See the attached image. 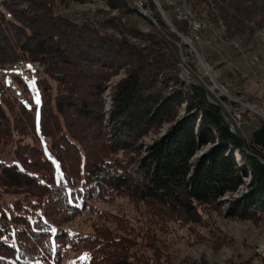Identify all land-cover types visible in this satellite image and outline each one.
I'll return each instance as SVG.
<instances>
[{"label": "trees", "instance_id": "trees-1", "mask_svg": "<svg viewBox=\"0 0 264 264\" xmlns=\"http://www.w3.org/2000/svg\"><path fill=\"white\" fill-rule=\"evenodd\" d=\"M69 1L0 4V67L17 61L44 66V76L35 79L38 105L14 95L0 79V144L14 148V159L0 162V190L22 196L8 207L0 204V264H161L134 254L130 238L107 228L88 234L65 229L84 209L101 215L94 204L119 195L182 221L200 223L224 203L228 217L264 221V119L248 139L232 131L206 87L184 81L168 61L176 57L168 49L178 51L176 44L135 25L127 33L119 29L118 39L95 20L76 21L57 10V3ZM107 2L125 14L137 13L125 0ZM189 2L201 18L189 19L192 38L195 20L208 29L223 27L227 39L253 36L264 27V0ZM144 5L163 29L155 2ZM169 17L188 35L186 20ZM141 18L147 17L138 8ZM107 21L116 25L113 18ZM169 34L186 49L176 33ZM123 68L128 75L115 87L107 110L106 82ZM15 80L28 94L22 76ZM166 122V132L143 150L141 138ZM26 137L34 143H25ZM246 176L251 177L246 192L222 201L246 184ZM120 228L130 233L126 225ZM69 249L85 250L86 258L65 262Z\"/></svg>", "mask_w": 264, "mask_h": 264}, {"label": "rangeland", "instance_id": "rangeland-1", "mask_svg": "<svg viewBox=\"0 0 264 264\" xmlns=\"http://www.w3.org/2000/svg\"><path fill=\"white\" fill-rule=\"evenodd\" d=\"M137 1L142 2V10H139L144 17H147L146 19L138 20ZM125 2L127 8L137 13L125 14L122 10H115L109 6L107 0H83L81 2L71 0L57 3L56 7L59 12L76 21L95 20V23L101 26L102 31L118 39H121L123 35L119 29L126 31L132 25L143 31L160 33L162 39L169 44L171 42L176 44L179 49L175 51L169 46L168 49L176 57L174 55V58L171 59L166 57L178 68L177 72L182 79L187 83L196 82L206 87L212 100L221 105L226 119L233 123L236 131L243 134L246 139L250 138L258 126L259 119H264L261 113L245 104L254 105L256 109L264 112V45L258 34L260 27L256 29L253 36L245 33L227 39L223 27L210 25L207 31L197 33L198 37L192 38L190 37L189 19L201 18L190 11L192 5L189 0H171V2L162 0L163 3L171 6L170 12L164 11V14L157 6L166 23V26H163L166 33L162 28L159 29V24L154 19L151 10L144 5L145 0H125ZM178 8L183 10L182 18L177 16ZM164 15L173 26L166 21ZM170 15H174L178 20L187 21L188 35H184L178 30L171 21ZM111 18L115 19L116 25L108 24L107 20ZM168 32L176 33L187 44L186 49ZM184 37L191 40L189 43L197 50L200 57L192 52V47ZM131 38L132 42L138 43V37ZM166 50L165 45L164 51ZM170 51L168 52L170 53ZM200 58L209 68L211 76ZM15 63H5L3 67H0L2 69L11 66L8 70L12 72L9 78L0 75V79L9 84L14 95L21 96L23 100L26 97L32 99L38 105L40 94L35 78L41 73L44 76V66L36 67L34 78L33 70L29 72L25 69L27 73L20 74L28 84L29 92L26 94L24 88L15 80V76L18 75L13 73L16 71L13 66ZM127 75V68H123L106 82L103 97L107 110L110 107L115 87ZM58 76H63V74L59 73ZM205 77H207V81H205ZM213 80L217 82L219 88L216 87ZM51 83L55 88L56 81L51 80ZM183 112L184 110L181 109V113ZM169 125L170 123L166 122L157 132L150 131L142 137L140 144H142L143 150L156 137L163 135ZM24 142L32 144L34 140L26 137ZM47 145L48 140L43 139L42 146L46 151ZM13 153L12 144H0L1 163L13 160ZM261 161L264 163V158H261ZM244 179L246 184L241 185L236 192L226 194L221 200L227 201L232 196L240 197L245 193L251 177L246 176ZM19 198L22 196L9 195L0 190V204L5 207L10 206L13 200ZM94 205L102 213L101 215L96 216L89 208L84 209L81 215L65 229L70 232L88 234L107 228L112 231L113 235L130 238L131 251L134 254L142 255V258L158 261L161 264H264V221L228 217L225 211L227 203H224L220 210L213 211L210 217L205 216L200 223L155 214L146 205L139 204L126 195L98 201ZM123 224L128 227L130 233L120 228ZM85 255V250L73 251L69 249L65 262Z\"/></svg>", "mask_w": 264, "mask_h": 264}, {"label": "bare ground", "instance_id": "bare-ground-1", "mask_svg": "<svg viewBox=\"0 0 264 264\" xmlns=\"http://www.w3.org/2000/svg\"><path fill=\"white\" fill-rule=\"evenodd\" d=\"M4 1H10V0H0V4L1 3H3ZM138 2V1H137ZM168 2H171V0H168ZM142 2H138V8L139 9H141L142 10ZM178 12H177V16L179 17V18H182V15H183V10H181V9H179L178 8V10H177ZM198 22H200V23H202V24H198ZM192 34H196V32L198 33V31H207L208 30V25H207V23H205V22H203V21H201V20H195V21H193L192 22ZM258 34H259V36H260V39H261V41H262V44L264 45V27H261L260 29H258ZM193 36V35H192ZM198 37V36H197ZM26 70H28L29 72H30V70H33V69H26ZM25 73H27V72H25ZM31 75V74H30ZM27 76V75H26ZM40 76V75H39ZM38 76V77H39ZM32 77V76H31ZM37 77V78H38ZM37 78H35V79H37ZM251 109H253V110H256V108L255 107H252ZM235 129H236V127H235Z\"/></svg>", "mask_w": 264, "mask_h": 264}, {"label": "built area", "instance_id": "built-area-1", "mask_svg": "<svg viewBox=\"0 0 264 264\" xmlns=\"http://www.w3.org/2000/svg\"><path fill=\"white\" fill-rule=\"evenodd\" d=\"M198 24H202L200 22H198ZM13 66L16 68V71L13 72L14 74H25V69H33V78L36 76V67L42 66V64L38 61H34V62H25V61H18L15 64H13ZM9 67L6 68H2L0 69V75L4 76V77H10V75L12 74V72H10L8 70ZM17 76V75H16Z\"/></svg>", "mask_w": 264, "mask_h": 264}, {"label": "water", "instance_id": "water-1", "mask_svg": "<svg viewBox=\"0 0 264 264\" xmlns=\"http://www.w3.org/2000/svg\"><path fill=\"white\" fill-rule=\"evenodd\" d=\"M154 2L156 3V5H157L158 8L160 9V11L164 14V10H163V8H162V6H161L159 0H154ZM141 13H142V12H141ZM164 16H165V15H164ZM165 19H166V21H168V23H169L171 26H173V24H171L170 20H168V18H167L166 16H165ZM184 39H185L188 43L191 42V40H189L187 37H184ZM189 44H190V46L192 47V49H191L192 52L195 53L198 57H200L199 54H198V52H197V50L191 45V43H189ZM200 60L203 62V59H202V58H200ZM203 64H204V66H205V69L209 72V74H210V76H211L212 74L210 73L209 68L207 67V65H206L204 62H203ZM212 77H213V76H212ZM213 81H214L216 87L219 88L217 82H216L215 80H213ZM224 91H225V90H224ZM225 93H227V92L225 91ZM245 104H247L250 108L255 107L254 105H250V104H248V103H245ZM256 111H258L259 113H261V114L264 116V112H262V111H260V110H258V109H256ZM226 120H227L228 123L230 124V127H231L232 131L237 132L236 129H235V127H234V125H233V123H232L231 121H229L228 119H226Z\"/></svg>", "mask_w": 264, "mask_h": 264}, {"label": "snow or ice", "instance_id": "snow-or-ice-1", "mask_svg": "<svg viewBox=\"0 0 264 264\" xmlns=\"http://www.w3.org/2000/svg\"><path fill=\"white\" fill-rule=\"evenodd\" d=\"M84 258H86V257H84Z\"/></svg>", "mask_w": 264, "mask_h": 264}]
</instances>
